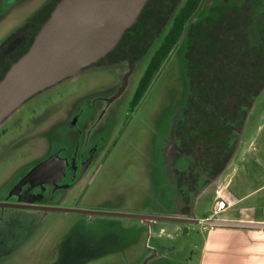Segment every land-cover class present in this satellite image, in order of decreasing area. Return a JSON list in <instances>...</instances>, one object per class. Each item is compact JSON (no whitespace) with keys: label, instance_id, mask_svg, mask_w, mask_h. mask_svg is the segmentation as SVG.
Here are the masks:
<instances>
[{"label":"rangeland","instance_id":"374dc122","mask_svg":"<svg viewBox=\"0 0 264 264\" xmlns=\"http://www.w3.org/2000/svg\"><path fill=\"white\" fill-rule=\"evenodd\" d=\"M40 3L41 0H0V44L28 19ZM152 54L139 63L126 87V64L91 67L78 77L70 78L34 97L2 124V129L9 127L15 130L20 126L19 122L43 119L32 116V113L40 111L41 106L52 98L57 103L54 101L51 107L62 103L59 106L62 108L59 122H53L58 127L55 133L60 135L63 129L59 125L66 118L65 112L73 110L78 100L108 99L124 88L125 93L120 100L103 107L105 115H102V121L109 118V123L115 125L113 138L118 139V133L123 132L110 160L102 170H92L78 186L68 190L65 200L55 207L144 216L147 213H161L174 200L178 202L165 174L166 167L160 166L161 174L157 171L156 167L160 164L157 158H161V155L156 148L157 144L163 149L167 146L165 139L173 135L179 114L183 113L190 95L181 53L174 51L152 79L138 105L135 108L131 106ZM254 101L243 124L242 143L236 146L234 152L239 158L233 159L234 163L227 174L233 172L235 163L243 157V147L248 145L259 127H262L259 140H264V89ZM52 119L55 121L57 118ZM43 131L44 128L37 131L35 138L30 140L32 150L29 158L40 156L47 149ZM66 131L74 133L70 129ZM16 135L11 131L2 142L14 140ZM13 153L6 152V155L10 157ZM1 162L0 189L14 172L25 165L19 163L16 166L15 163L11 167ZM215 188L212 186L210 190L214 191ZM213 205V201L206 203L204 209L210 213ZM193 212L198 215L199 209L194 207L191 213L185 211V217ZM5 219L0 212V264H171V261L188 264L186 257L190 255L199 232L194 225L188 224L182 225L177 233L175 226L161 233L156 224L146 225L139 219L49 212L46 215L32 213L20 227L15 228L17 231L10 238L11 229H7ZM158 241L164 243L165 247L156 250ZM155 252L165 255V259L159 256L154 258Z\"/></svg>","mask_w":264,"mask_h":264},{"label":"flooded vegetation","instance_id":"af4514ba","mask_svg":"<svg viewBox=\"0 0 264 264\" xmlns=\"http://www.w3.org/2000/svg\"><path fill=\"white\" fill-rule=\"evenodd\" d=\"M57 1L41 0L40 5L29 14L28 19L0 44V75L16 55L22 51L24 52L30 46L32 38L35 37L45 21L46 15L51 12L52 5ZM193 1L149 0L134 25L136 27L133 26V29L131 28L126 32L124 45L121 46V49L117 46L120 51H116V48L115 51L108 54L97 64L91 66L102 68L126 64L128 67L124 84L126 87L139 63L150 53H153L135 92L131 103L133 108L138 105H136L135 100L140 84L146 81L150 69L154 68L157 56L165 47L164 43L168 38L170 29H174L173 32L175 33L177 16ZM263 15L264 0H201L185 29L186 32L179 43L172 47L169 55L174 51H180L189 30L196 21H202L199 24V29L201 32L208 34L209 25L218 21L219 23L225 21L227 24L239 20L250 22L256 20L258 23ZM229 32L232 33V29L229 30L226 27V36H229ZM233 40L237 49L243 50L242 38H233ZM163 63L153 78L157 75ZM87 69H84L83 72ZM185 81L187 82L186 78ZM124 93L125 90L122 88L117 95L108 99L92 101V99L82 98L78 100L73 110L65 112L66 118L61 121L62 125H59L63 129L60 135L55 133L58 127L54 125L59 122L58 117L62 113V108H59V106L62 103L60 102L57 106L51 107L54 101L56 102L52 98L41 106L40 111L37 112L36 110L32 113V116H40L43 119L33 118L28 122H19L20 126L15 130H11L9 127L6 129L0 127L1 163L9 164L11 167L15 163L16 166L19 163L20 165L25 164L22 169L15 170L17 172H14V175L0 189V212H2L3 220L6 218L5 225L7 229H11L10 238L17 231L15 228L20 227L25 218L27 219L32 213L48 214L49 211H45L46 208L55 207L57 203H61L63 199L65 200V194L68 190L78 186L86 176L90 175L92 170L94 172L102 170L104 164L110 160L111 153L119 144L123 132L118 133V139L113 138V127L115 125L109 123V118L102 121L105 115L103 107L120 100ZM181 115L182 113L179 114V117ZM52 117L57 119L51 121ZM42 128L45 129L43 131L46 138L44 143L47 149L45 151L40 150L42 151L40 156L29 158V152L32 150L30 147L32 141L30 140H32V137L35 138L34 134ZM174 128L171 138L165 139L167 143L165 149L163 147L159 148L157 144L156 151L161 155V158H157V162L160 161L158 162L160 164L156 168L161 174L160 166L166 167L167 172L165 174L168 175L173 195L177 197L178 202L175 203L174 200L163 212L147 213V215H144L145 217H175L176 213L185 217V211L191 213L199 195L208 191L222 174L210 179L205 171L202 170L198 173L199 169L193 168L191 159H186L179 150V136L177 135L176 126ZM66 129L73 130L74 133H69ZM11 131L17 134L14 140L3 143L2 139L7 138ZM10 151L14 152V155L9 157L6 152ZM7 160H9L8 163H6ZM194 174L195 178L192 180ZM141 221L146 225L156 224V227L158 224L164 223Z\"/></svg>","mask_w":264,"mask_h":264},{"label":"trees","instance_id":"16d2710c","mask_svg":"<svg viewBox=\"0 0 264 264\" xmlns=\"http://www.w3.org/2000/svg\"><path fill=\"white\" fill-rule=\"evenodd\" d=\"M200 2L194 0L177 16L175 33L174 29H170L154 68L150 69L146 81L140 84L136 105L172 47L179 43L186 32ZM57 3L52 5L43 24ZM201 22L196 21L180 48L182 69L190 96L175 126L183 156L191 159L193 168L199 169L198 173L203 170L212 179L221 174L232 159L247 113L264 89V15L258 23L256 20H239L227 24L218 21L209 25L208 34L200 31ZM226 27L232 29L229 36L225 34ZM233 38H242L243 50L237 49ZM124 40L125 36L118 45L120 49ZM33 41L34 37L30 46L6 65L0 81L12 64L30 49ZM119 48L116 51H120Z\"/></svg>","mask_w":264,"mask_h":264},{"label":"water","instance_id":"95a60500","mask_svg":"<svg viewBox=\"0 0 264 264\" xmlns=\"http://www.w3.org/2000/svg\"><path fill=\"white\" fill-rule=\"evenodd\" d=\"M148 1L61 0L58 2L49 19L35 35L30 49L12 64L0 81V127L34 97L70 78L78 77L84 69L97 64L113 52L126 32L137 23ZM244 130L243 127L237 146L242 140ZM235 155L222 174L230 166ZM45 211L85 214L91 217L133 218L145 222L197 223L196 220L181 215L145 217L55 207L46 208ZM208 224L264 228V225L225 221H213Z\"/></svg>","mask_w":264,"mask_h":264},{"label":"crops","instance_id":"0c3cea01","mask_svg":"<svg viewBox=\"0 0 264 264\" xmlns=\"http://www.w3.org/2000/svg\"><path fill=\"white\" fill-rule=\"evenodd\" d=\"M261 128L259 127L248 145L243 147V157L235 163L233 172L227 174L234 160L213 184L216 186L214 191L209 189L197 198L194 207L199 209V213L196 215L194 211L193 216H188L197 223L188 225H194L195 230L199 232L190 255L186 257L188 264H264V228L208 224L213 221H225L264 225V140H259ZM212 201L214 205L208 213L204 208L206 203ZM221 202L225 207L221 212H217V206ZM177 216L178 214H175V217ZM169 223L172 224L157 225L161 233L170 229V226H175L177 233L182 225H186ZM163 244L158 241L156 250L165 247ZM157 253L155 252L154 258L159 256L165 259V255ZM171 264H175V261H171Z\"/></svg>","mask_w":264,"mask_h":264},{"label":"built area","instance_id":"2783aa9c","mask_svg":"<svg viewBox=\"0 0 264 264\" xmlns=\"http://www.w3.org/2000/svg\"><path fill=\"white\" fill-rule=\"evenodd\" d=\"M224 204L221 202L218 206H217V212H221V210L224 208Z\"/></svg>","mask_w":264,"mask_h":264}]
</instances>
